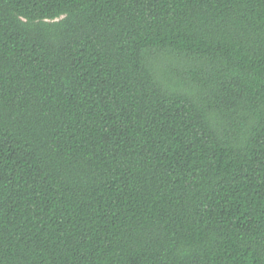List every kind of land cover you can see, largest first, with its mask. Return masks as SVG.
I'll list each match as a JSON object with an SVG mask.
<instances>
[{"label": "trees", "instance_id": "obj_1", "mask_svg": "<svg viewBox=\"0 0 264 264\" xmlns=\"http://www.w3.org/2000/svg\"><path fill=\"white\" fill-rule=\"evenodd\" d=\"M0 264H264V0H0Z\"/></svg>", "mask_w": 264, "mask_h": 264}]
</instances>
